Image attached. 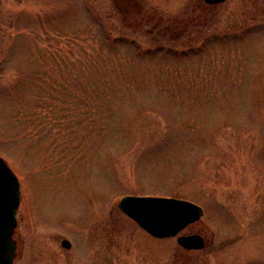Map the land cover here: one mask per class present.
<instances>
[{
    "label": "rangeland",
    "instance_id": "obj_1",
    "mask_svg": "<svg viewBox=\"0 0 264 264\" xmlns=\"http://www.w3.org/2000/svg\"><path fill=\"white\" fill-rule=\"evenodd\" d=\"M0 156L13 264H65L76 233L119 264H185L124 194L203 206L215 243L189 264H264V0H0Z\"/></svg>",
    "mask_w": 264,
    "mask_h": 264
},
{
    "label": "water",
    "instance_id": "obj_2",
    "mask_svg": "<svg viewBox=\"0 0 264 264\" xmlns=\"http://www.w3.org/2000/svg\"><path fill=\"white\" fill-rule=\"evenodd\" d=\"M204 1L216 4L224 0ZM18 203V178L0 157V264H13L16 248L13 233ZM117 205L141 227L159 237L177 234L202 214V208L192 201L164 196L125 195ZM178 240L189 248L201 247L198 236H180ZM62 243L65 246L67 241L63 240Z\"/></svg>",
    "mask_w": 264,
    "mask_h": 264
},
{
    "label": "flooded vegetation",
    "instance_id": "obj_3",
    "mask_svg": "<svg viewBox=\"0 0 264 264\" xmlns=\"http://www.w3.org/2000/svg\"><path fill=\"white\" fill-rule=\"evenodd\" d=\"M131 220L133 222H135L133 219H131ZM137 226L142 231V234L145 237V238H143L144 241H148L150 247H151V245H150L151 243H150V240H148L147 238H155L157 240H161V239L167 240V239L173 238L175 241V245L180 249V251H179V253L181 254L180 257H182L184 259L185 264L186 263L189 264L190 262L197 263L195 260H192V258H191L192 254L191 253H189L188 255H185L184 254L185 252L201 251L202 249L208 247L209 245H213L215 243V235L217 234L216 231L214 229H212L209 239L207 238V232H208L207 229L211 225L209 223H207V220L204 219L203 217H200V218L193 220L192 222L188 223L183 229H181L179 231V233L176 236H169V237L153 236L152 234L148 233L143 228H141L138 224H137ZM191 235H196L200 238V242L202 243L201 248H189V247L182 245L178 241L179 236H191ZM75 236H78V238H80L82 240V243L84 245V249L81 253L79 252V250H77V247L74 246V244L71 241V239L69 238V236L61 235L60 237H58L60 246L62 248H64L66 250V252H68V257L66 256L65 264H110L112 262H113V264H119V259L121 256L119 249L112 250L113 254L110 255L111 257H109L112 260H110L109 258L105 259L104 241L102 239L99 241H97L98 239H95L96 240L95 241L94 239H89L86 236L82 237L78 233H76ZM63 240L67 241L65 246L62 243ZM112 241H115V239H112ZM95 243L97 244L96 249H91ZM115 245H119V243L116 242ZM149 249L150 250H148V251L146 250V252L143 255V258L144 259L147 258L148 261L151 263L153 261V258H157L161 254L158 255V254H156V252H153V250H151V248H149ZM175 254H177V253H175ZM140 258L143 259L141 256H140ZM203 263L204 262H202V260L199 259V264H203Z\"/></svg>",
    "mask_w": 264,
    "mask_h": 264
}]
</instances>
